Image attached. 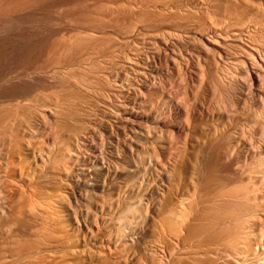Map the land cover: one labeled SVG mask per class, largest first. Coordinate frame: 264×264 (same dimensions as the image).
<instances>
[{
    "label": "bare ground",
    "instance_id": "obj_1",
    "mask_svg": "<svg viewBox=\"0 0 264 264\" xmlns=\"http://www.w3.org/2000/svg\"><path fill=\"white\" fill-rule=\"evenodd\" d=\"M45 1L0 0V264H264V0Z\"/></svg>",
    "mask_w": 264,
    "mask_h": 264
},
{
    "label": "rangeland",
    "instance_id": "obj_2",
    "mask_svg": "<svg viewBox=\"0 0 264 264\" xmlns=\"http://www.w3.org/2000/svg\"><path fill=\"white\" fill-rule=\"evenodd\" d=\"M54 1H55V3H56V1L57 0H48V1H45V2H43L41 5H39V6H42V7H39L38 5L36 6L37 7V14L35 15V14H33V13H28L27 11L23 14H18V15H20V16H18L15 20H19L20 19V21H27V20H37V18L39 19V20H43V21H50V20H52L53 18H56L57 16L58 17H60L61 19H62V17H63V20H64V18L68 15V14H70V11L68 12H66L65 10L63 11V9H61L62 10V12H60V9L58 8V7H55L56 5H54ZM52 2V3H51ZM46 4V5H45ZM49 4H51V5H49ZM39 7V8H38ZM41 8V9H40ZM86 8V7H85ZM84 9V8H83ZM87 10L88 9H90L89 7L88 8H86ZM41 10V11H40ZM52 10V11H51ZM54 10V11H53ZM58 10H59V12H58ZM38 11L40 12L39 14H38ZM55 11H57V13L55 12ZM56 14H55V13ZM64 12H66V13H64ZM53 13V14H52ZM60 13V14H59ZM62 13V14H61ZM68 13V14H67ZM55 14V15H54ZM60 15V16H59ZM63 15V16H62ZM66 15V16H65ZM39 16V17H38ZM49 16V17H48ZM55 16V17H54ZM65 16V17H64ZM28 17H29V19H28ZM42 17V18H41ZM36 18V19H35ZM7 19V18H6ZM9 19V18H8ZM7 19V20H8ZM24 19V20H23ZM26 19V20H25ZM45 19V20H44ZM9 20H14L13 18L12 19H9ZM66 20V19H65ZM22 43H24V44H22ZM21 45H23L21 48L25 51V52H30V50H32L33 48H34V43H30V45H29V42H26V41H22L21 42ZM27 45V46H26ZM29 47V48H28ZM28 49V50H27ZM173 90V89H172ZM175 90V89H174ZM173 90V91H174ZM259 104V102L257 101V103L254 105V108L256 109V111H260V106L258 105ZM259 106V108H258V106ZM255 106H257V107H255ZM258 108V109H257Z\"/></svg>",
    "mask_w": 264,
    "mask_h": 264
}]
</instances>
